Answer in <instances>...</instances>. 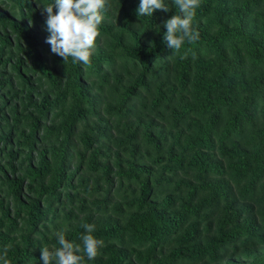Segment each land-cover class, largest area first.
<instances>
[{
	"label": "trees",
	"instance_id": "16d2710c",
	"mask_svg": "<svg viewBox=\"0 0 264 264\" xmlns=\"http://www.w3.org/2000/svg\"><path fill=\"white\" fill-rule=\"evenodd\" d=\"M52 2L0 0L10 264H43L58 231L80 244L82 224L103 241L84 264H264V0H201L176 55L172 0L152 17L109 0L89 66L51 52Z\"/></svg>",
	"mask_w": 264,
	"mask_h": 264
},
{
	"label": "clouds",
	"instance_id": "9594fccd",
	"mask_svg": "<svg viewBox=\"0 0 264 264\" xmlns=\"http://www.w3.org/2000/svg\"><path fill=\"white\" fill-rule=\"evenodd\" d=\"M172 4L178 13L164 22L166 32L162 43L176 55L186 42L194 43L199 39V31L193 27V20L201 0H172ZM109 7V0H53L51 4L43 6L47 14L46 31L49 33L46 43L50 45L51 52L61 57L64 63L71 58L74 64L89 66L92 49L100 36L103 14ZM157 10L168 13L170 7L165 0H140L137 16L152 17ZM179 58L186 59L187 53ZM81 227L85 233L79 238L80 244L66 240L63 230L56 232L59 247L41 248L40 259L43 264H84L85 258L94 260L99 255L103 241L92 235L94 224H82ZM9 248L5 246L0 250V264H10L7 258Z\"/></svg>",
	"mask_w": 264,
	"mask_h": 264
}]
</instances>
